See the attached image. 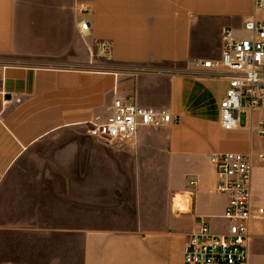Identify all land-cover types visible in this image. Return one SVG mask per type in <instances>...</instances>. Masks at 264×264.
Segmentation results:
<instances>
[{"label": "crops", "instance_id": "obj_1", "mask_svg": "<svg viewBox=\"0 0 264 264\" xmlns=\"http://www.w3.org/2000/svg\"><path fill=\"white\" fill-rule=\"evenodd\" d=\"M255 1L0 0V241L19 236L42 264H184L190 233L205 220L215 228L228 202L216 191L209 154L249 152L264 143L247 118L235 129L221 127L229 77L224 68L196 64L220 59L223 29L240 33ZM101 42L111 44L108 57ZM150 64L184 68L133 78L126 67ZM117 98L164 108L178 119L142 128L122 147L90 146L106 152L107 170L119 169L135 184L132 218L115 215L116 223L98 225L82 216L81 196L67 216L44 190L5 207L3 199L17 197L5 191L9 172L29 148L67 133L88 135L90 122L110 116ZM71 147L80 150L78 143ZM251 192L254 203L264 204V164L254 166ZM176 199L189 208L176 207ZM263 228L251 226L249 264Z\"/></svg>", "mask_w": 264, "mask_h": 264}, {"label": "built area", "instance_id": "obj_2", "mask_svg": "<svg viewBox=\"0 0 264 264\" xmlns=\"http://www.w3.org/2000/svg\"><path fill=\"white\" fill-rule=\"evenodd\" d=\"M87 10L85 5L80 6V11ZM88 27V22L83 20L80 24L83 34ZM241 32L225 27L220 59L197 60L196 64L224 68V74L229 77V88L219 103L221 127L237 128L244 112L250 131L264 140V0L255 1V13L245 20ZM99 50L108 57L111 44L101 42ZM138 67L128 73L136 77L141 73H159ZM112 110L106 119L98 116L91 121L87 134L116 147L134 142L142 128H163L178 120L168 110L141 105L134 98L115 99ZM254 112L258 113L255 121L251 118ZM208 158L216 170V191L228 197L222 215L227 225L213 228L205 220L195 228L185 245L184 264H249L251 226L264 225V204L254 203L251 192L254 166L264 161V143L249 152H216Z\"/></svg>", "mask_w": 264, "mask_h": 264}, {"label": "rangeland", "instance_id": "obj_3", "mask_svg": "<svg viewBox=\"0 0 264 264\" xmlns=\"http://www.w3.org/2000/svg\"><path fill=\"white\" fill-rule=\"evenodd\" d=\"M85 41L86 39L82 37L84 44H86ZM126 67L134 71L139 69L138 66L133 65ZM145 67L159 72L154 75L165 77L168 75L167 72L182 71L184 64H150ZM151 74L141 73L138 77L151 76ZM131 77L137 78L133 75ZM246 118L247 114L241 113L242 123L246 122ZM74 143H78L80 150L71 147ZM96 143L100 142L88 137L86 132L80 131V133L54 136L29 148V151L9 172L5 191L6 194L17 197L3 199L6 203L5 207L8 203L30 202L26 197L28 191L44 190V192H50V202L63 209L67 216L73 215L74 204L78 200L75 198L81 196L82 216L92 218L98 225L116 223L113 217L115 215L118 216L117 218H121L122 215L132 218L135 205L131 195L135 184L128 182L127 175L118 172L119 169L107 170L105 163L102 162L106 152L96 151L90 147ZM115 158L113 163L121 165V159ZM256 164L263 165L264 161ZM182 204L184 209L189 208L183 201ZM18 214L25 215L24 210H19L16 215ZM173 218V220L176 219L174 214ZM226 225V220L219 219L214 226L220 229ZM261 236H263L262 240L255 243L253 247L252 264H264V228ZM25 247V243L19 236L1 240L0 264H42L35 255L27 253Z\"/></svg>", "mask_w": 264, "mask_h": 264}, {"label": "bare ground", "instance_id": "obj_4", "mask_svg": "<svg viewBox=\"0 0 264 264\" xmlns=\"http://www.w3.org/2000/svg\"><path fill=\"white\" fill-rule=\"evenodd\" d=\"M175 202H176L175 203L176 207L181 208L182 210L184 209L183 206H182L183 205L182 204V199H178V200L176 199Z\"/></svg>", "mask_w": 264, "mask_h": 264}]
</instances>
